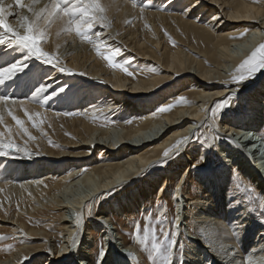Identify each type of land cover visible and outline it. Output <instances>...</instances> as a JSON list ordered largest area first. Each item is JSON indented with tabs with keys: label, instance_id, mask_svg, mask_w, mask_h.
Returning a JSON list of instances; mask_svg holds the SVG:
<instances>
[{
	"label": "bare ground",
	"instance_id": "obj_1",
	"mask_svg": "<svg viewBox=\"0 0 264 264\" xmlns=\"http://www.w3.org/2000/svg\"><path fill=\"white\" fill-rule=\"evenodd\" d=\"M31 2L32 0H24L25 4ZM99 2L105 12L97 14L95 27L89 33L92 43L81 40L74 30L65 32L63 22L53 23L46 29L41 24L44 29V38L40 41L42 50L58 58L61 65L72 74L60 72L35 59H29L26 62L29 67L13 80L20 82L15 83L11 90L9 88V93L2 92V95L10 96L12 100L0 104V115L3 116L0 132L4 133L0 136V151L6 153L0 155V230L8 226L10 233L21 238L20 234L24 235L27 242L17 247L9 256H0V264H60L66 259L65 256L73 254L74 249L77 250L75 254L78 258L81 257L90 264L92 259L89 255L93 254L91 248H85L90 251L84 253L79 250L80 246L83 247L87 242L92 246L95 244L91 236L89 240L83 242V233L90 228L94 229V224L101 226L100 228L104 229L101 233L108 237L104 249H107L111 242L114 246L117 242L118 246H124L118 233L116 237L113 236L117 228L104 215L107 210H100L95 214L93 211L92 224L87 222L85 228L83 226L81 230H77L79 224L76 225L75 215L83 212L87 203L95 202L96 198L103 197L111 191L122 192L124 188L133 185V189L144 191V195L137 198L144 200L147 194L146 187L153 189L160 182L164 187L170 185L168 183L170 177L165 171L162 172L166 175L157 174L163 177L161 181L156 174L147 173L171 159L175 152L182 151L180 156L183 157L176 161L175 166L179 168L177 167L178 170L175 172L186 168L188 160L192 163H196L198 158L205 161V149H200V154L195 155L199 145L191 144L192 146L187 149V144L194 137L192 133H195L203 123L211 121L209 111L213 105L226 98L231 99L232 110L223 113L221 119L224 129L220 127L218 132L228 137L233 134V128L238 126L236 134L240 135V138H237L239 141L237 146L241 149L240 156L245 161L241 158L243 164L237 168L234 156L228 154L223 156L221 150V155L226 157L224 163H231L232 166L230 165V173L226 171L218 174L220 182H223L225 177L226 180L230 178L233 169L238 170L247 179L250 177L247 175L248 168L250 166L254 170L257 168L253 164V157L257 153L264 155V140L259 136V130L264 122L259 117L257 120H251L253 117L245 115L246 111L250 109L257 111L261 107V114L264 113V73L262 70L248 73L239 68L243 61L264 43V0H143V5H150L143 7L141 0ZM134 2L137 5L135 7ZM46 3L48 0H39L35 10L38 11ZM4 5L6 8L8 5L12 6L9 9L12 14L7 17V22L13 29L25 34L27 21L20 18L28 17L29 20H35L33 14L27 7L19 8L15 0H4ZM197 12L199 15H196ZM100 15L105 17L104 21L99 20ZM102 23H107L108 27L102 28L100 26ZM145 25L151 27L149 32L152 43L150 38L137 40L141 34L134 32L133 36L127 38L123 32L128 27L136 29L141 27L143 30ZM160 26H170L182 31L196 42L203 43V50L199 52L190 50L196 58L180 49L170 52L159 41ZM4 39L7 41L9 36L5 35ZM101 46L108 50L119 49L118 57L126 56L129 63L133 64L131 69L138 70L137 75L133 79H128L117 69H113L114 73L111 74L102 54L97 51ZM25 54L26 52L20 48L13 49L8 48L7 44L0 45V65L22 59ZM149 64V71L144 72V66ZM241 74L245 77L243 80L238 79ZM253 74L254 78L249 79ZM9 82L12 81L6 83ZM99 82L100 84H97ZM41 83L52 84L49 92L60 87H65V91L42 106L34 102L30 96ZM180 83H185L191 89L184 92L187 95L186 102L176 104L168 112L152 111L153 104L146 102V98L166 90L168 91L165 94L169 98L176 96L177 93L169 88ZM19 88L21 96L15 92ZM168 99L162 106L171 105ZM20 101H23V104L19 103ZM249 103L250 109L246 108V111H243V107ZM9 109L24 121L28 132L35 137L30 139L34 145L22 144L28 135H25L8 115ZM25 110L33 114L39 127L32 126L33 122L29 121ZM36 113L40 115L36 116ZM100 116L109 118L119 116L122 122L114 127L105 124L101 126L97 124L101 121L97 120L101 118ZM129 119L134 121H131V125H126L125 122ZM246 119L250 120L243 124L242 120ZM242 127L245 131L241 134ZM185 137L191 139L177 147V142ZM248 137L253 142L246 144ZM27 140L29 141V138ZM9 141L13 147H4ZM53 143L56 145L52 146ZM165 150H170L167 157L164 156ZM195 174L198 176L202 171ZM184 176L180 179V184H185ZM149 177L151 180L146 184L148 180H145ZM143 181L146 187L143 185L142 189L140 183ZM219 187L218 190L216 188V192H212L215 189L208 191L209 193L203 191V195L196 196L194 200L183 194L186 204L180 207L181 211L177 214L178 233L185 215L183 210H187L188 206L195 204L202 210L211 209L216 213L212 219L204 218L205 215L199 213L203 218L198 216L194 234L209 245L206 247L211 249L214 257L222 264H263L264 240L261 239L259 247L249 250L243 238V227L247 224L242 227L236 218H228L231 216L228 215L230 212L225 213L221 207L223 201L221 193L225 191L223 189L225 187ZM181 194L182 192L177 190L175 197L178 198ZM228 197L231 196L227 195ZM132 199L128 196L127 203L112 206L108 213L127 214L137 205L136 202L129 203L133 201ZM237 204L238 200H235V207ZM13 207L16 208L15 212H12ZM245 208L246 206L242 207L240 203L239 209L243 210H239L241 217H244L243 212L247 210ZM50 210L60 214L58 220L62 227L60 236L62 243L57 253L53 252L54 246L50 244L54 240L52 242L48 240L50 245H44L48 249L46 252L40 250L41 246L26 245L38 240L47 242L45 237L48 238V235L40 229L31 227L26 218L35 220L39 214H46ZM2 213H10V216H2ZM251 223L257 225L256 222ZM178 233L177 237L180 235ZM189 239L194 240L192 236ZM258 251L260 253L256 254ZM55 253L57 256L54 259ZM131 254L138 255L136 250L126 246L122 256L127 263L135 264L128 258Z\"/></svg>",
	"mask_w": 264,
	"mask_h": 264
},
{
	"label": "rangeland",
	"instance_id": "obj_2",
	"mask_svg": "<svg viewBox=\"0 0 264 264\" xmlns=\"http://www.w3.org/2000/svg\"><path fill=\"white\" fill-rule=\"evenodd\" d=\"M196 15H199L198 12L196 13ZM207 19L208 18H206V20ZM119 27L122 28V26H120V25H119ZM150 28L151 27L145 25L143 30L141 27H137V29L134 27H128V29H125V31H123V29H122V31L124 32V34L126 35L127 38L128 37L130 38L131 36H133L134 32H135L136 34L137 33L141 34L140 36L137 37V40H140L141 38L149 40V38H150L151 39L150 42H151L153 40H152V36L149 32ZM158 34H159L158 35L159 41L162 42L164 47H166L167 50H169L170 52H175L178 49H180L183 52L194 57L195 55L191 54L190 50H192L194 52H199V51L203 50V45H204L203 43H201L199 41L196 42L190 36L184 35V33L182 31L173 29L170 26H160ZM135 37H136V35H135ZM99 49L101 50V53L104 55L110 54V51H111V50L105 49V46H101V48H99ZM116 49L117 48H115L113 50H116ZM119 55H120L119 53H117L115 55L114 62L123 64L124 66L128 67V70H129V72L132 73V75H128L127 73L121 71L119 68H115V67L111 66L108 63V61H106L104 59L105 64L108 66L109 72L111 74H113L114 73L113 69H117L120 72H122L128 79H133L137 75L138 70H135V69L132 70L131 67L133 66V64L129 63L128 58L126 56L118 57ZM102 57H103V55H102ZM194 58H196V57H194ZM149 66H150V64L145 65L144 66L145 68L143 71L148 72ZM139 72H141V71H139ZM262 72L264 73V70H262ZM254 76H255V74L250 76L249 79L254 78ZM18 82H20V81H12L9 83H5L4 85H0V88H1L0 89V93H1L0 95L3 94L2 92L9 93L10 90L13 88L14 84L18 83ZM97 84H100V82ZM189 87L190 86H187L185 83H180L179 85H177L173 88H169V89H172L173 92L177 93L176 96L169 98V96H166V94H165L168 91V90H166V91L161 92V93L159 92L160 94L158 93L155 96L147 97L146 102L148 101V102L153 104L152 111H155L156 113H161L158 109L162 106L164 101L168 98H169L168 100H170L171 105H173V106H175L176 104L181 105L182 103L186 102L185 101L186 100V97H185L186 94L184 92L191 90ZM9 88H10V90L8 92ZM19 91H21L20 88L17 89L15 92L20 95L21 92H19ZM20 96H18V97L21 98ZM181 97H183L184 99L181 100L180 99ZM155 101H156V103H155ZM246 108L250 109V103L243 107V111H246ZM231 110H232L231 99L226 98L223 101L214 104L213 107L209 111L210 120L213 123L211 121L203 123L201 125V127L199 129H197V131L195 132L193 139L191 141H189V143L187 144V149H189L192 146L191 144L199 145V148H198L199 150H197V152H195V155L200 154V152H201L200 149H203V150L205 149V152H204L205 156H206L205 161L201 158H198L197 161H195L196 163H192L188 160L186 168H181V169H179L180 172L179 171L175 172L179 168V166H175L176 161L183 159V157L180 156V152L182 153V151L175 152L172 154L171 159L164 162L163 164L161 163L158 166H156L157 168L155 170L151 169L153 172L150 171L147 173V174H151V175L156 174L155 176L159 178V181H161V179H163V177H161L160 175L158 176L157 174L160 173V174L166 175L165 174V172H166L168 174V177H170L168 180V183H170V185H166V187H164V186H161L162 182H160L159 185L155 186V188H153V189H152V187L147 188L145 185L148 184L149 180H151L152 177L150 176L151 178L149 177L145 180V181L148 180L147 182L143 181L140 183L141 188L143 185H144L143 186L144 188L146 187L145 192H147V194H146V198L144 200H138L137 199V198H140L144 195V191L143 190L138 191L136 189H133L134 186L132 185L126 189L124 188V190L122 192L119 191L120 193L115 192V191H111L110 193H108L107 195H104L103 197L96 198L94 200L95 202L92 201V202H89L86 204L87 206L85 207V210L83 212L80 211L77 215H75L74 219H76V225L79 224L77 230H81V227H83L87 222L88 223L91 222V224H92L91 219L93 217V211H95L94 212V214H95L100 210L101 211L107 210L104 215L110 221V223L113 222L112 224L115 225L117 228L116 232L113 233V236L116 237V233H118L120 238L122 239L123 244H124V246H118L119 242H117L116 246H114L113 243L111 242L107 246V249H104V244L107 243V241H105V240H107L108 237H106V235L101 233L104 230V229L100 228L101 226L94 224V227H95L94 229L90 228L89 231L87 230V232L83 233V238H84L83 242L89 240V237L91 236V237H93L95 244L92 246L91 243L87 242V244H84L83 247L80 246L81 250H79V251L84 253V252L90 251V249H85V248H88V247L91 248V251L93 254L89 255V256H91V259H92L90 264H97L98 260L101 261V264H125V263L130 264V263H127V261H125L126 259L123 258V256H122V253L123 254L125 253L126 246L136 250V252L138 254L137 256H135L133 254H131V256H128V258L131 259V262L133 261L135 264H163V258L160 256L159 253H157L155 251L154 244H160L162 246V249H163V246L165 244L163 231H175L177 214H179V212L181 211L180 207L181 206L184 207V205L186 204V202H184L183 194H185V195L187 194L189 196V198L194 200L196 196L200 197V195H203V191H207V192L209 191L210 192V190L215 189L212 192H214V191L216 192V188L218 190V188H220L219 186L225 187V188H223V189H225V191L223 190V192L221 193V195H222L221 201L223 198V201L221 202L222 203L221 207L224 208L223 211H225V213L230 212L229 214L227 213L228 215L231 214V216H229L228 218L229 219L236 218L237 221L241 222L242 227L244 226V224H247V226L243 227L244 228L243 238L246 241L247 246L249 247V250H251L253 247H259V245H261V244H259V242L261 243V241H262L261 239L264 240V235H263L264 234V214H262V213H264V199H262V198H264V189H263L264 188V185H263L264 184V155H262L261 153L260 154L257 153V155L255 157H253V164H255L257 166V168H255V170L257 169V172H255L254 168L252 166H250L248 168L249 171L247 170L249 172V174H247V175H250V177L248 176L247 179H246V177H244V175H242V173L240 174V172L236 169H233L234 172L232 175L230 174L231 177L228 178L227 180L225 177L223 182H220L219 177H218L219 173L222 174L226 171H229V173H230V171H231V166H232L231 163H224V161L226 160V157H223L224 154L234 156L233 159L237 160L235 163V166H237V168H238V166L243 164L242 161H245V160H243L244 158H242L240 156L241 155V149L239 148V146H237L239 144L238 143L239 141L237 140V138L238 139L240 138V135L236 134L238 126L233 128V130H234L233 134L231 136H228V137L222 136L218 132V130H220V127L221 128L224 127L223 120L221 119L223 113L224 112H230ZM250 110L252 113L249 112ZM250 110L246 111L247 113H245V115H248L249 118L253 117L251 120H257L259 117V119L261 118L260 120H262L264 122V113L261 114L262 111H260V110H262V107L260 110H257V111L252 110V109H250ZM100 117L101 118L98 117L99 119H97V120H101V121H98L97 124H99L101 126H104V124H105V126L111 125L114 127V126L120 125V122H122L121 119L119 118V116H116L113 118L112 117L109 118L107 116H104V117L100 116ZM108 120H110V121H108ZM248 120H250V119L242 120L243 124H246L248 122ZM131 121L133 122L134 120L129 119L125 122V124L131 125V123H132ZM217 124H218V126H217ZM24 127L26 128L25 125H24ZM216 127H217V129H216ZM30 128L33 129V127H31V126H30ZM222 129H224V128H222ZM242 131H245L243 127L241 129V134H242ZM259 131H260L259 132L260 134L258 133L259 136L264 140V123H263V126H261V130H259ZM254 137L256 138L255 135H254ZM28 138L29 137L27 136L25 138V141L23 140L24 142H22V144L23 145L25 144L24 146L34 145L30 139H29V141L27 140ZM249 139H250V137H248L247 140H249ZM54 145H56V144L53 143L52 146H54ZM242 145L243 144H241V146ZM179 150H180V148H179ZM221 150H223V154H222V152L220 153ZM215 151H217V152H215ZM97 156H98V154H97ZM173 158H175V159H173ZM241 158H242V161H240ZM250 158H252V156ZM207 162H208V164H207ZM187 168H188V170H186ZM185 170H186V172L184 173ZM162 171H165V172H162ZM199 171H202V174L196 176L195 173H197ZM183 176H184L183 182H185V184L184 183L180 184V182H181L180 179ZM260 179H261V182H260ZM251 181L254 182V184H252ZM226 188H227V190H226ZM230 188H232V189H230ZM177 190L182 192L181 196H179L178 198L175 197V195L177 194ZM229 190H231V191H229ZM229 192H230V194H228ZM227 195H229L233 198H231V197L227 198ZM128 196H131V198H133L132 199L133 201H129V203L134 204L136 202L137 205L135 206V209L129 211L127 214H124V215L121 213L118 215L108 213L112 206L118 205L120 203L121 204L127 203L126 201H128ZM181 197H183V198H181ZM134 200H136V201H134ZM235 200H238V204L236 207H235ZM240 203H241L242 207L246 206L245 209H247L243 212L244 217L243 216L241 217V215H240V211H243V210L239 209ZM232 204H234V206ZM226 205H228V206H226ZM237 207H238V210H236ZM198 209L200 210L201 208L197 207L195 204H192L191 206H188L187 210H183V212H185V213L182 212L183 215L184 214L185 215L182 218L183 222H182L181 228L179 227V230L180 229L181 230L178 234H180V235L178 237H176L177 245L174 246L173 250H172V264H186V263L187 264H213V263L214 264H222L221 262H219L218 259H216L217 257H214L211 249L210 248L207 249L206 246H209V245H207L206 242L204 240H202V238L200 239L199 237L196 236V234H194L195 233L194 227L196 226L195 222H196L198 216L202 217L201 215H205V216H203L204 218L212 219L216 213H215V211H213L211 209H206V210L201 209L200 210L201 212ZM15 211H16V208L13 207L12 212H15ZM197 212H198V214H197ZM208 212H211L212 214L208 213ZM199 213L201 215H199ZM2 214H3L2 216H6V217L10 216V213H7V214L2 213ZM58 215H60L58 212H52L50 210L46 214L45 213H43L41 215L39 214V217L37 216V219H35V220L26 218V220L29 221V225L31 227H33L35 229H40L43 233L48 235V238L45 237L47 240L46 243L44 242V240L43 241L38 240V241H32L31 243L29 242L26 245L31 244V246H34V245L35 246H41L40 250H44V252H46L48 249L44 245H50L51 244L52 246H54L53 252L57 253V251L60 249L59 247L61 246V243H62V238L60 237L62 234V230H61L62 227L59 224V220H58L59 216ZM190 215L194 216V218L191 219L192 216L190 217ZM253 218H254V220H253ZM255 218L256 219L258 218V219L256 220ZM72 219H73V217H72ZM250 219H252V220H250ZM249 221H250V223H249ZM251 222H256L257 225H255V223H251ZM137 224L139 225L138 230H137ZM248 226H250V227H248ZM109 227H110V224H109ZM84 228H85V226H84ZM84 228L82 229L83 231H84ZM137 231H138V234H137ZM10 232L11 231L9 230L8 226H7V228L5 227V229L0 230V256H2V257L9 256L12 252H14L17 249V247H19V246H21L27 242V240H26L27 238H25L24 235L20 234L22 236V238H21V237H18V235L10 233ZM111 233H112V231H111ZM79 234H81V233H79ZM245 234H247V235H245ZM191 236L194 238V240L189 239V237H191ZM197 238H198V240H197ZM48 240H50L51 242L54 240V242L50 243ZM262 244L264 246V243H262ZM181 246L183 248L182 252L180 251ZM101 249H103V251H104V255L102 258L99 255ZM209 250H210V252H209ZM76 252H77V250L74 249L73 254L70 256H68V255L65 256L66 259L61 261L60 264H88V261H83L81 257L78 258V256L75 254ZM56 253L53 254L54 259L57 256ZM259 253L260 252L258 251L256 254H259ZM190 256H192V258ZM250 264H256V263H250Z\"/></svg>",
	"mask_w": 264,
	"mask_h": 264
},
{
	"label": "snow or ice",
	"instance_id": "obj_3",
	"mask_svg": "<svg viewBox=\"0 0 264 264\" xmlns=\"http://www.w3.org/2000/svg\"><path fill=\"white\" fill-rule=\"evenodd\" d=\"M38 3L39 0H32L30 4H25L24 0H15V4L19 8L27 7L28 11L35 17V20H29L28 17L20 18L23 21H27L25 34H21L20 32L13 29L7 22V17L12 14L9 11L12 6L8 5L6 8L4 5V0H0V45L7 44L8 48H20L26 52L22 59H17L15 62H11L6 65H0V85H4L7 81H13L19 73H23L25 69L29 67L28 63H26L29 59H35L36 61L41 62L43 65H49L58 69L60 72H68V74H72L70 70L65 69L61 65L58 58H54L50 56L49 53L42 50L40 41L44 38V29H42L41 24H43L46 29L53 23L58 21L63 22L65 32H71L74 30L81 40L92 43L89 33L92 32L95 27L97 14L105 12V9L101 7L99 0H48V3L36 11L35 5ZM133 6H137L135 2ZM141 6L143 7L150 5H143V0H141ZM99 20L104 21L105 17L100 15ZM100 26L102 28H106L108 27V24L102 23ZM5 35L9 36L7 41L4 39ZM96 35H99V33H96ZM97 51L99 54H102L100 53L99 48H97ZM118 52L119 49H116L111 50L110 54L108 55L102 54L103 59L108 61L111 66L119 68L128 75H132V73L129 72L128 67L114 62V57ZM239 68L247 71L248 73L264 70V43H261L259 47L251 53V56L243 61ZM244 78L245 77L243 74L238 77L239 80H243ZM50 88H52L51 83H41L40 86L36 87L31 93V99L43 106L48 104L49 101H52L53 98L58 97L60 93L65 91V87H60L49 92ZM180 99L183 100L184 98L181 97ZM10 100H12V97L0 95V104L6 103ZM13 103H16V101H13ZM19 103L23 104V101H20ZM172 107L173 105H168L166 107L161 106L158 110L163 113L171 110ZM8 115L11 116L19 128L23 130L24 134L28 135L29 139H35V137L31 136V134L28 132V129L24 127V121L15 116L10 109L8 111ZM25 115L28 117L29 121L33 122V127H39V125L35 122L33 114L25 110ZM35 115L39 116L40 114L36 113ZM0 123H3L2 115H0ZM3 135L4 133L0 132V136ZM192 135H195V133H192ZM189 139H191V137L183 138L182 141L177 142L176 146L179 147L180 143ZM4 147L10 148L13 147V144L11 141H9L7 145H4ZM169 151L170 150H165V157L169 155ZM5 154L6 153L3 151H0V155ZM176 219L178 220L179 217L177 216ZM138 229L139 225L137 224V230ZM176 229L177 231L162 230L165 241L163 249L160 244H154L155 251L163 258V264H172V250L173 247L177 245L176 237L178 233V225H176ZM182 250L183 248L181 246L180 251L182 252ZM99 255L101 258L103 257V249H101ZM97 264H101V261L98 260Z\"/></svg>",
	"mask_w": 264,
	"mask_h": 264
}]
</instances>
